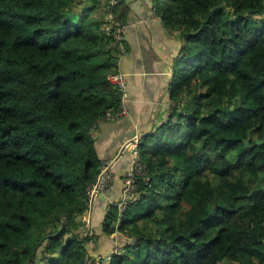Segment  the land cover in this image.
<instances>
[{"label": "trees", "instance_id": "16d2710c", "mask_svg": "<svg viewBox=\"0 0 264 264\" xmlns=\"http://www.w3.org/2000/svg\"><path fill=\"white\" fill-rule=\"evenodd\" d=\"M153 4L183 43L140 196L103 207L100 236L125 250L107 264H264V0ZM107 8L0 0V264H88L93 127L121 110Z\"/></svg>", "mask_w": 264, "mask_h": 264}, {"label": "crops", "instance_id": "0c3cea01", "mask_svg": "<svg viewBox=\"0 0 264 264\" xmlns=\"http://www.w3.org/2000/svg\"><path fill=\"white\" fill-rule=\"evenodd\" d=\"M153 5V0H123L116 9L127 26L128 51L120 69L127 77L129 111L128 116L102 120L93 129L102 162L116 160L111 169L114 177L111 191L91 201L82 217L86 227L84 235L96 234L93 241L86 243L87 250L93 255H105L119 244L118 233L108 237L113 242L102 238L99 225L105 204L117 202L120 197L123 175L131 160L126 145L134 136L148 133L164 123L169 115L173 62L183 41L178 32L164 25Z\"/></svg>", "mask_w": 264, "mask_h": 264}, {"label": "built area", "instance_id": "2783aa9c", "mask_svg": "<svg viewBox=\"0 0 264 264\" xmlns=\"http://www.w3.org/2000/svg\"><path fill=\"white\" fill-rule=\"evenodd\" d=\"M122 1L123 0H106L108 8L105 13L104 31L107 33L108 37L111 38L109 48H111L116 55V69L115 71L108 74V80L121 93V110L115 117L106 118L111 120H116L120 117L128 116L129 111L127 107V77L126 74L120 69L122 58L127 55L128 51L125 39L127 26L124 22L116 19L115 14L112 10ZM140 140L141 136L136 135L128 142L125 147L130 152L131 160L124 172L120 197L116 202V207L118 209L120 218L122 217L127 206L139 198L140 195L138 192V180L145 177V174L147 172V166L143 161L139 150ZM115 163L116 160L112 159L102 162L100 174L98 175L95 182L87 187V196L90 200V203L96 197L111 191L114 180L111 169L115 165ZM115 234L111 236L113 237L115 236ZM124 251L125 250L123 249V247H115L112 251V254L104 256H96L91 254L89 255L88 264H107L113 254H122Z\"/></svg>", "mask_w": 264, "mask_h": 264}, {"label": "rangeland", "instance_id": "374dc122", "mask_svg": "<svg viewBox=\"0 0 264 264\" xmlns=\"http://www.w3.org/2000/svg\"><path fill=\"white\" fill-rule=\"evenodd\" d=\"M86 228V227H85ZM85 228H83V230H85ZM82 231V230H81ZM88 235V234H87ZM88 236H90V237H94L95 238V236H96V234H92V235H88ZM115 238V237H114ZM115 247H123V245H121L120 243L119 244H116L115 246H114V248ZM113 248V249H114ZM113 249H112V251H113ZM88 251V250H87ZM112 251H110L109 253H107V254H105V255H108V254H112ZM88 254L89 255H91V253L88 251ZM96 255V254H95ZM96 256H104V255H96ZM222 264H231V263H229V261H227V260H225L224 261V263H222Z\"/></svg>", "mask_w": 264, "mask_h": 264}, {"label": "water", "instance_id": "95a60500", "mask_svg": "<svg viewBox=\"0 0 264 264\" xmlns=\"http://www.w3.org/2000/svg\"><path fill=\"white\" fill-rule=\"evenodd\" d=\"M145 134H147V133H144L143 135H140L141 137H143ZM257 143H262L263 142V140H258V141H256ZM245 144L246 145H248V142H245ZM94 200H92V202H93ZM92 202H91V204H92Z\"/></svg>", "mask_w": 264, "mask_h": 264}]
</instances>
